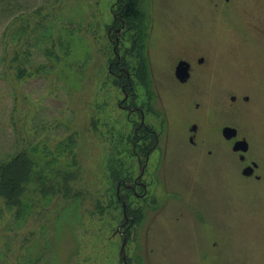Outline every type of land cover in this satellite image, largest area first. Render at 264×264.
I'll list each match as a JSON object with an SVG mask.
<instances>
[{
	"label": "rangeland",
	"instance_id": "rangeland-1",
	"mask_svg": "<svg viewBox=\"0 0 264 264\" xmlns=\"http://www.w3.org/2000/svg\"><path fill=\"white\" fill-rule=\"evenodd\" d=\"M121 1L0 0V163L19 149L31 152L35 161L20 206L0 196V264H123L124 241L115 233L125 218L116 194H128L118 185L138 177L140 166L137 160L119 163L123 148L117 149L118 138L129 136L132 126L118 108L125 100L122 89L103 83L104 63L113 56L105 29ZM158 2L163 25H196L203 9L213 10L212 40L221 57L212 63L210 79L185 93L189 99L199 94L216 104L236 91V77L246 84L262 83L264 0ZM141 7L146 8V0ZM16 28L22 39L11 36ZM199 36L206 38L203 31ZM52 41L53 65L47 55ZM128 42L123 57L131 50ZM15 52L30 54L27 68L47 65L46 74L17 85L10 68ZM156 75L167 79L163 71ZM163 90L178 94L167 84ZM132 93L140 103L146 99L141 85ZM172 109L177 116L179 107ZM154 121L147 117L151 126ZM165 178L166 194L174 197L164 196L163 190L164 207L141 221L132 215L140 229L127 232L130 264H264L260 188L178 154ZM257 249L263 252L257 255Z\"/></svg>",
	"mask_w": 264,
	"mask_h": 264
},
{
	"label": "flooded vegetation",
	"instance_id": "flooded-vegetation-1",
	"mask_svg": "<svg viewBox=\"0 0 264 264\" xmlns=\"http://www.w3.org/2000/svg\"><path fill=\"white\" fill-rule=\"evenodd\" d=\"M135 1L141 5L142 0H124L123 4L125 6ZM216 6L220 13V6ZM119 7L120 3L116 9ZM212 11L203 9V18L196 25H163L159 19L161 9L158 0H146V16L142 21H126L122 18L123 9H118L114 12L112 24L105 29L109 39L107 48L112 47L118 59L115 63H108V71L121 81L125 100L118 104V108L128 115L132 126L130 134L134 137L131 146L121 149L119 163L137 160L140 166L138 177L128 182L122 180L118 185L120 190L121 185L124 186L128 194H116L125 221L115 234L121 236L123 241L127 240L125 254L129 240L127 232L138 229L132 222V215H143L145 218L148 213L164 207L167 202L161 195L163 190L164 196L174 197L166 194L165 176L167 166L177 154L183 158H193L212 171L217 168L233 177L237 183L252 185L264 192V80L262 83L259 79V82L246 84L236 77L239 81L236 91L216 104L211 100L205 101L199 94L191 95V99L190 95L185 94L199 81L210 79L211 65L219 63L221 57L212 40L211 33L215 26ZM200 23L203 27H200ZM201 31L205 32L206 38L199 36ZM126 40H130V52L137 60L147 58L145 70H148L149 77L144 86L141 85L147 93L142 103L138 98H132V92H127V89L134 91L140 86L137 75L141 73L142 63L137 61L131 67L134 70L131 71L134 75L132 80L130 71L121 62L122 52L118 53L119 48L125 47ZM226 65L223 60L222 66ZM179 67L188 75L184 79L177 77ZM162 71L166 74V80L162 75H156ZM124 75L127 76L126 80L123 79ZM164 84L178 91V94L168 92V104L165 98L167 93L162 92ZM174 98L178 99L175 101ZM174 106L179 107L177 116L172 112ZM147 117L154 118L156 125L147 123ZM152 168L154 173L150 175ZM196 217L200 219V214H196ZM151 228L149 226L148 230ZM215 247L217 244L213 243L211 249ZM255 252L260 255L263 249ZM121 255L123 261L122 252ZM207 257H211V252ZM126 258V263L130 264L127 255Z\"/></svg>",
	"mask_w": 264,
	"mask_h": 264
},
{
	"label": "trees",
	"instance_id": "trees-1",
	"mask_svg": "<svg viewBox=\"0 0 264 264\" xmlns=\"http://www.w3.org/2000/svg\"><path fill=\"white\" fill-rule=\"evenodd\" d=\"M125 2H128V0H125ZM119 3H120V7L118 9L120 10L123 9L122 18L125 19L126 21H132V20L142 21L144 19L145 17L144 10H142L141 5H139L137 1H135V3H128L125 6L123 4V0ZM17 20L18 19H15L13 22ZM130 25H133V24L131 23ZM11 36L12 37L20 36V39H22L21 30L16 28L14 33L11 34ZM106 40H109V39L106 37ZM26 45L30 46L31 44L30 42L27 41ZM55 48H56V43L52 41V45H50L48 49L49 53H47V55L50 56L51 58V63H52L51 65H53L54 63L53 58L55 57V54H54ZM63 48L64 50L69 49L68 44H66L65 46L63 45ZM122 49L119 48L118 53H121ZM130 51L131 50L126 51V54H127L126 57H123L122 55L121 62L123 65L127 67V70L130 71V73L131 71H134L131 67L135 66L137 64V61L142 63L141 73L137 75V78L140 81L139 84L144 86L145 80L149 77L148 70H145L147 68L146 67L147 58L140 57L139 60H137V58H135V56L131 54ZM29 56H30L29 53L20 54V52H15L13 55L10 68L15 69V73L12 75H13L14 80L17 82V85L18 84L23 85V83H25L27 79L37 76L38 73H41L42 75L43 73L46 74L47 72V65H43V64L42 66H38V68H35V69L27 68L26 65L30 64L28 61ZM128 59H131V62ZM117 61L118 59L116 55H114V53H113V56L109 60L108 59L106 60V64L104 68L107 69V71H106V75H104L103 83L107 84L106 87L114 86V88L121 89V83H120L121 81L117 79L115 76H113L108 71V63L110 62L115 63ZM126 77L127 76L124 75L123 79H125ZM131 78L132 80H134L133 79L134 75H132ZM109 81H111V83ZM127 92L130 93L132 92V90L127 89ZM135 95L136 94H133L132 98L135 99L136 98ZM133 138L134 137L132 136V134H130L129 136L128 135L120 136L117 142V149L120 150L121 148H126V147L131 146V142L133 141ZM69 145L71 147L70 148L71 151L74 150L73 147L75 146V140L73 137L69 138L68 147ZM71 154H72L71 161L75 163L76 156H74L75 154L73 151L71 152ZM32 157L33 156L31 155V152L24 150V149H19L10 158L0 163V196L4 198L6 202L12 205L13 207L20 206V203H21L20 198L23 195L24 187L26 186V183L27 182L29 183V181L33 178L32 177L33 176V162L35 161L34 159H32ZM22 209H20V212L22 211ZM20 212L19 210L16 212L17 216L20 215ZM137 218L136 220L141 221L144 217L143 215H141V216H137Z\"/></svg>",
	"mask_w": 264,
	"mask_h": 264
},
{
	"label": "water",
	"instance_id": "water-1",
	"mask_svg": "<svg viewBox=\"0 0 264 264\" xmlns=\"http://www.w3.org/2000/svg\"><path fill=\"white\" fill-rule=\"evenodd\" d=\"M182 66V65H181ZM188 75L182 70L181 67L178 68V71H177V77L180 78V79H184V77H187ZM126 245H127V240L125 239L124 242H123V245H122V249H121V252L123 253V261L126 263L127 261V258H126V254H125V248H126Z\"/></svg>",
	"mask_w": 264,
	"mask_h": 264
}]
</instances>
